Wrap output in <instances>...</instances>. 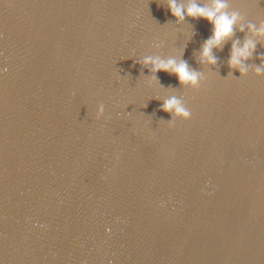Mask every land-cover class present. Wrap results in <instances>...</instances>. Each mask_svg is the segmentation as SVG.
I'll return each instance as SVG.
<instances>
[{"label": "water", "instance_id": "1", "mask_svg": "<svg viewBox=\"0 0 264 264\" xmlns=\"http://www.w3.org/2000/svg\"><path fill=\"white\" fill-rule=\"evenodd\" d=\"M224 2L209 65L168 0H0V264H264V0Z\"/></svg>", "mask_w": 264, "mask_h": 264}, {"label": "clouds", "instance_id": "2", "mask_svg": "<svg viewBox=\"0 0 264 264\" xmlns=\"http://www.w3.org/2000/svg\"><path fill=\"white\" fill-rule=\"evenodd\" d=\"M226 4L224 0H211L210 7H202L195 3V0H189L187 5L178 4L176 0H168L167 8L170 14L178 21L182 22L185 17L191 19H204L212 25V36L207 39L201 49L200 61L206 62L209 65H215L216 58L212 55V49L219 47L232 34L233 25L236 21L235 14L229 15L224 11ZM258 34H264V27L257 30ZM254 49V44L251 41H246L241 48L233 47L229 58V66L237 68L241 72L244 71L240 67L241 58L247 59L250 51ZM151 63L152 68L150 71L153 75L158 71L168 72L175 75L181 86L189 85L194 86L198 80V73L189 70L186 61L177 63L174 59L153 60L147 57L142 61V65L147 67ZM260 69H257L259 73ZM162 109L166 112H171L173 115L179 116L184 119H189L191 113L186 110L176 97L167 99L162 105Z\"/></svg>", "mask_w": 264, "mask_h": 264}]
</instances>
